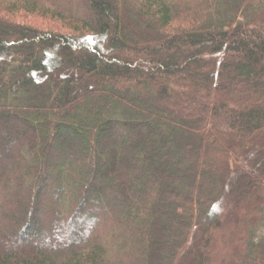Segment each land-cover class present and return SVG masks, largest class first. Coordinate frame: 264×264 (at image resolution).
<instances>
[{"label":"trees","instance_id":"1","mask_svg":"<svg viewBox=\"0 0 264 264\" xmlns=\"http://www.w3.org/2000/svg\"><path fill=\"white\" fill-rule=\"evenodd\" d=\"M80 1L0 14V264H264V0Z\"/></svg>","mask_w":264,"mask_h":264},{"label":"rangeland","instance_id":"2","mask_svg":"<svg viewBox=\"0 0 264 264\" xmlns=\"http://www.w3.org/2000/svg\"><path fill=\"white\" fill-rule=\"evenodd\" d=\"M31 2L33 0H25L22 1V0H0V14H2V16H6V18L9 20H14V23L16 24H21V25H25V26H28V27H32L36 30H39V31H44V30H47V29H50V28H53V29H57L59 33H66L68 32V28H66V25L64 20H60L59 16L57 15H52L50 12H49V8L48 7V4L44 3V6H41V5H38V6H26V2ZM50 1H56L55 3L57 5H66L68 7V9H71L73 10L74 8H79V12H80V9L82 7V3L80 0H50ZM77 10V9H75ZM8 13V14H7ZM13 14V15H12ZM90 34V33H88ZM13 137H18V134H13ZM1 147V146H0ZM2 151L4 152V150H2L0 148V166H1V163H2V159L5 157V156H1L2 154ZM5 154L7 153V151L4 152ZM5 186V183L4 181L3 182H0V204L3 203L4 201V197L8 198L10 196L7 195V193L3 190ZM43 201L44 203L41 204V209H42V212H43V215L42 217H46V213H47V208L49 206V200L47 199V196H45L43 198ZM10 213V210L7 208H4V210L0 209V214H2V216L4 215H8ZM115 215L112 213H109V214H106V221L107 223H110V221L112 219H115V218H112L114 217ZM84 219V218H82ZM47 223V222H46ZM55 223V222H54ZM55 225V224H53ZM46 226V229H48L49 231L52 230V226H50V224H47L45 225ZM76 227H81V226H87L88 227V230L87 228L85 230H83V235L86 236L88 234H90L89 232L91 231H94L96 229V227H93L92 229V226H91V223H89L86 218L84 220H78L76 225ZM230 230L233 231V233H238L236 227H232V225L230 224ZM64 232V231H63ZM42 238H44V236H37L34 238L32 237L31 240H30V244L35 241H42Z\"/></svg>","mask_w":264,"mask_h":264}]
</instances>
